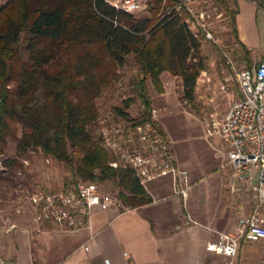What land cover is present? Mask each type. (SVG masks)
I'll return each mask as SVG.
<instances>
[{"label":"trees","instance_id":"obj_1","mask_svg":"<svg viewBox=\"0 0 264 264\" xmlns=\"http://www.w3.org/2000/svg\"><path fill=\"white\" fill-rule=\"evenodd\" d=\"M215 2L229 15L238 46L233 55L250 66V51L237 36L235 0ZM175 3L149 0L148 17L138 18L105 0H6L0 6V153L14 139L18 154L40 150L61 163L69 173L65 183H112L121 210L149 203L134 171L117 164L90 131L98 118L96 100L125 64L137 71L132 94L116 114L126 116L124 110L138 102L133 120L149 119L146 80L162 93L163 71L180 77L182 98L193 100L205 69L204 37L187 28L184 14L171 9Z\"/></svg>","mask_w":264,"mask_h":264},{"label":"crops","instance_id":"obj_2","mask_svg":"<svg viewBox=\"0 0 264 264\" xmlns=\"http://www.w3.org/2000/svg\"><path fill=\"white\" fill-rule=\"evenodd\" d=\"M235 3L238 39L251 55L264 53V10L245 0ZM159 123L177 168L187 174L182 195L167 175L144 185L151 197L147 204L123 210L94 205L84 228L50 222L40 227L29 219L9 223L1 234L3 256L21 264H104V259L110 264H215L218 256L205 249L206 243L220 232L234 233L238 217L254 210L255 194L226 164L222 140L224 152L208 141L212 137L205 136L196 114L174 109L162 113ZM263 248L259 241L241 239L232 263L264 264Z\"/></svg>","mask_w":264,"mask_h":264},{"label":"built area","instance_id":"obj_3","mask_svg":"<svg viewBox=\"0 0 264 264\" xmlns=\"http://www.w3.org/2000/svg\"><path fill=\"white\" fill-rule=\"evenodd\" d=\"M264 10V0H245ZM149 0H115L112 5L127 13H133L148 5ZM215 0H176L171 9L184 14L187 28L197 36L201 33L214 41L213 25L222 16L216 13ZM196 30L195 32L193 30ZM216 42V41H214ZM227 80V79H226ZM225 80V81H226ZM240 92L224 114L210 113L202 118L206 137H219L226 148V164L234 174L244 180L254 192L257 204L251 213L237 219L234 233L220 232L206 243L205 249L227 259L223 264H233L238 243L259 241L264 245V59L251 68L235 73ZM206 71H201L195 82H209ZM227 92V82L220 85ZM159 109L152 107L149 119L136 121L116 113L107 118H97L94 136L103 148L111 152L117 164L131 168L139 183L171 175L176 184V194L182 195L187 186V174L180 171L174 161L171 141L158 129ZM164 131V130H163ZM255 170V175L252 174ZM33 210V221L50 222L65 229H80L90 225L94 205L121 207L116 196L103 194L95 182L59 183L53 190H37L27 195ZM0 264H21L3 256ZM87 250V247H84ZM264 255V248L262 251ZM104 264H110L104 259Z\"/></svg>","mask_w":264,"mask_h":264},{"label":"rangeland","instance_id":"obj_4","mask_svg":"<svg viewBox=\"0 0 264 264\" xmlns=\"http://www.w3.org/2000/svg\"><path fill=\"white\" fill-rule=\"evenodd\" d=\"M227 1L231 3L233 0ZM112 3L109 4L112 5ZM147 9L148 5L131 14L138 18L148 17ZM218 12H221L222 16L215 19L212 30L216 42L205 38L200 39V54L205 61L204 71L210 81L201 82L199 88L194 89L192 101L182 98V80L174 74L163 71L159 75L163 89L162 94L156 92L149 79L146 80L148 92L152 97L151 105L159 109V118L162 113L174 109L188 110L196 114L201 121L204 116L210 113L224 114L230 103L240 96L235 73L242 68H251L264 59V53L253 52L251 65L248 66L246 62H240L235 58L233 50L238 46L234 43L231 34L229 15L219 5H216V13ZM136 71L137 66L131 63L120 67L118 80L104 89L96 100L99 118H107L110 113H116L115 108L121 106L122 101L131 96L130 80ZM223 82H227L226 93L220 90V85ZM140 110L141 106L136 102L124 112L126 117L132 119L138 115ZM93 130L92 128L90 131L91 135H94ZM208 141L215 148L224 152L219 137L214 136ZM67 175L69 173L65 171L61 163L43 155L40 150H28L26 153L18 154L15 140L9 138L5 150L0 153V225L3 227L9 223H20L26 219L32 222L33 210L27 195L37 190H53L63 182V177ZM97 184L103 194L116 196L117 189L112 183L105 181ZM36 224L43 227L41 223ZM216 256L218 257L213 258L215 264H223L227 260L221 255L216 254Z\"/></svg>","mask_w":264,"mask_h":264}]
</instances>
